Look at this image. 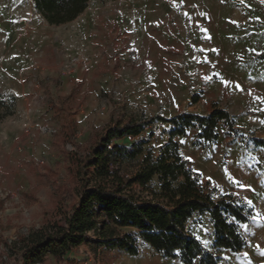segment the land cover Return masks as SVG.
<instances>
[{
	"label": "rangeland",
	"instance_id": "rangeland-1",
	"mask_svg": "<svg viewBox=\"0 0 264 264\" xmlns=\"http://www.w3.org/2000/svg\"><path fill=\"white\" fill-rule=\"evenodd\" d=\"M263 51L264 0H91L62 25L49 24L33 0H0V93L15 97V113L0 120V264H18L2 238L60 219L54 191L72 185L65 151L74 143L85 152L114 120L153 121L113 144L144 141L157 156L171 124L156 117L207 114L214 103L229 109L233 128L219 123L212 143L197 128L176 140L215 198L230 193L251 207L240 224L247 246L214 248L209 214L188 227L219 264H264V151L254 142L264 138ZM145 153L125 160L123 172ZM139 245L130 255L88 242L30 264H185Z\"/></svg>",
	"mask_w": 264,
	"mask_h": 264
},
{
	"label": "trees",
	"instance_id": "trees-1",
	"mask_svg": "<svg viewBox=\"0 0 264 264\" xmlns=\"http://www.w3.org/2000/svg\"><path fill=\"white\" fill-rule=\"evenodd\" d=\"M91 0H33L37 12L51 25L74 21ZM259 58L264 62V51ZM15 113V97L0 93V120ZM171 124L168 141L155 156L144 141L132 145L113 144L128 135L139 136L153 121H113L105 133L85 152L78 143L65 151L72 185L54 191L56 214L28 233L9 241L2 238L18 264L43 263L48 256L63 258L83 244L140 252L139 240L165 257L185 264H219L221 257L208 250L188 227L196 215L209 214L214 229V248L241 252L247 239L240 224L249 222L251 207L233 194L215 198L181 153L177 136L197 128V137L208 143L218 140L217 127L224 122L233 128L235 117L214 103L207 114L182 113L154 120ZM71 128L68 134L72 135ZM71 132V133H70ZM264 151V138H255ZM144 152L138 168L123 172L125 160H135Z\"/></svg>",
	"mask_w": 264,
	"mask_h": 264
},
{
	"label": "built area",
	"instance_id": "built-area-1",
	"mask_svg": "<svg viewBox=\"0 0 264 264\" xmlns=\"http://www.w3.org/2000/svg\"><path fill=\"white\" fill-rule=\"evenodd\" d=\"M135 138H136V137H135V136H132V135H128V136H127V139H128V140H134Z\"/></svg>",
	"mask_w": 264,
	"mask_h": 264
},
{
	"label": "crops",
	"instance_id": "crops-1",
	"mask_svg": "<svg viewBox=\"0 0 264 264\" xmlns=\"http://www.w3.org/2000/svg\"><path fill=\"white\" fill-rule=\"evenodd\" d=\"M226 109V108H225ZM228 112H230L229 111V109H226ZM185 159H187V160H189L188 158H185ZM191 167L193 168V166H192V164H191ZM193 170L195 171V172H197L194 168H193ZM204 178V176H201V179H203Z\"/></svg>",
	"mask_w": 264,
	"mask_h": 264
},
{
	"label": "snow or ice",
	"instance_id": "snow-or-ice-1",
	"mask_svg": "<svg viewBox=\"0 0 264 264\" xmlns=\"http://www.w3.org/2000/svg\"><path fill=\"white\" fill-rule=\"evenodd\" d=\"M224 83H225V85H227L229 82L225 81Z\"/></svg>",
	"mask_w": 264,
	"mask_h": 264
}]
</instances>
